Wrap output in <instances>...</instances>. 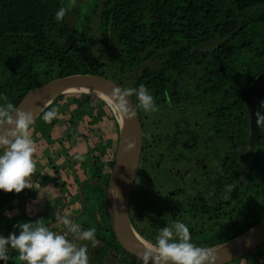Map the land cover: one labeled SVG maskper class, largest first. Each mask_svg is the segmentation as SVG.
<instances>
[{
	"label": "trees",
	"instance_id": "obj_1",
	"mask_svg": "<svg viewBox=\"0 0 264 264\" xmlns=\"http://www.w3.org/2000/svg\"><path fill=\"white\" fill-rule=\"evenodd\" d=\"M84 3L75 9V19ZM61 7L62 0H0V104L16 106L29 90L77 73L106 77L122 89L143 84L159 111L146 113L136 96L130 97L143 132L129 199L136 232L155 244L160 228L179 220L189 227L192 242L207 248L263 220L264 121L258 119V139L250 143L246 94L264 71V0H92L81 28L65 16L55 19ZM91 20L100 31L97 44ZM49 106L59 108V117L45 123ZM49 106L29 128L35 144L42 143L34 159L39 155L51 169L29 179L32 201L42 186L59 185L63 165L71 172L81 162L86 180L107 186L119 135L112 109L88 92L62 94ZM165 123L169 129L155 132ZM157 142L168 143L167 149L160 151ZM80 144L85 152L78 151ZM229 184L234 189L226 192ZM13 192L0 190V210ZM83 193L86 219L77 224L82 231L96 228L95 262L143 264L114 238L103 190L92 183ZM23 194L5 211L18 207V213L5 221V212L0 214V235H18V222L38 221L21 212ZM9 255L7 264H26L15 250ZM227 264H264V243Z\"/></svg>",
	"mask_w": 264,
	"mask_h": 264
},
{
	"label": "clouds",
	"instance_id": "obj_2",
	"mask_svg": "<svg viewBox=\"0 0 264 264\" xmlns=\"http://www.w3.org/2000/svg\"><path fill=\"white\" fill-rule=\"evenodd\" d=\"M66 11L61 7L55 19L62 21ZM133 95L144 112L159 111L154 96L143 84L138 88H116L111 98L103 99L118 120L121 117L133 119L136 116L135 106L130 100ZM58 117L59 108L49 106L42 119L51 123ZM258 119L264 121V114H260ZM33 122L32 112L20 110L11 102L0 104V190L19 193L31 188L29 179L37 172L34 159L37 148L29 132ZM233 189L234 185H226V192ZM58 219L79 240L90 241L93 247L99 245L95 227L82 231L81 225L74 223L67 214ZM14 227L20 230L18 235L16 232L7 237L0 235V260L5 264L10 259V250L18 252L19 260L26 264H89L88 246H78L67 238V232L60 234L50 230L39 220L35 223L18 222ZM217 260L212 249L192 242L189 227L179 220L160 228L155 244H148L143 255V264H216Z\"/></svg>",
	"mask_w": 264,
	"mask_h": 264
},
{
	"label": "water",
	"instance_id": "obj_3",
	"mask_svg": "<svg viewBox=\"0 0 264 264\" xmlns=\"http://www.w3.org/2000/svg\"><path fill=\"white\" fill-rule=\"evenodd\" d=\"M116 88L122 89L117 83L103 76L88 73L71 74L53 79L29 90L21 98L16 107L26 112H32L35 122L43 110L62 94L88 92L103 99L100 94L111 98V94ZM263 90L264 71L256 77L246 94L250 130L248 140L250 143H254L258 139L259 104ZM118 122V143L114 165L110 172L107 186L98 182H84L80 184L78 189L81 196V209L78 214L69 216L72 220H76L82 215L86 207L82 188L90 183L97 184L104 193L106 214L114 238L124 251L143 262V255L146 251V245L143 241L146 240L136 232L129 217V199L137 178V169L142 150V127L137 112L135 118L127 119L126 117H121ZM16 195L17 193L14 191L4 208L0 210V214L7 210ZM26 197L27 192L22 201V210L25 215H27L25 210ZM62 199L63 203L57 208V217L65 215L62 213V210L66 205V200ZM56 202L57 198L53 200V205L49 210L35 214L31 218L47 215L55 208ZM263 243L264 219L254 224L242 234L226 242L207 248L212 249L217 254L218 260L216 264H227L246 255Z\"/></svg>",
	"mask_w": 264,
	"mask_h": 264
},
{
	"label": "rangeland",
	"instance_id": "obj_4",
	"mask_svg": "<svg viewBox=\"0 0 264 264\" xmlns=\"http://www.w3.org/2000/svg\"><path fill=\"white\" fill-rule=\"evenodd\" d=\"M63 1V3H64V8H66L67 9V11H66V14H65V18H66V22H68V24H70V25H72V24H76L79 28H81V27H85L87 24H86V20H85V16L88 14V12L90 13V6H91V4H92V0H62ZM83 2H85L87 5H85L83 8H82V10H81V13H80V19H75L74 18V11H75V9L77 8V7H79L80 6V3H83ZM84 3V4H85ZM95 23V24H94ZM94 23H93V20H91V22H90V24H89V26H90V28L92 29L91 30V35H93L94 37V44H97V37H99V35H100V31H99V29H98V24H97V21H94ZM86 99H88V98H86ZM194 119H195V117H194ZM108 128H110V126H107ZM169 128V126H168V124H164V129L165 130H167ZM152 130V129H151ZM157 131H163L162 129H157L155 132H157ZM29 132L31 133V130L29 129ZM154 132V130L151 132L150 130L149 131H147V134H150V133H153ZM93 136H96L95 134L94 135H92V137ZM94 138V137H93ZM149 141H152V139H150ZM153 141H155L154 139H153ZM152 141V142H153ZM157 145H159V147H160V151H163L164 149H166L167 148V146H168V143H164L163 144V142L162 143H159V142H157ZM36 148H37V151H36V153H38L41 149H42V143H38V144H36ZM78 151L80 152V153H82V152H85L86 151V146L84 145V144H80L79 146H78ZM152 152V151H151ZM150 155V154H149ZM152 155V154H151ZM35 160H36V162H37V172H44V173H46V174H50L51 173V169L50 168H48V166L44 163V162H42L41 161V157L38 155V157H35ZM66 172L67 171V166H65V165H63V167L60 169L59 168V174H61L62 172ZM36 172V173H37ZM68 174V173H67ZM66 177V176H65ZM65 179V178H64ZM57 180V183L59 184V185H57V187L58 186H60L61 187V190L62 191H65V192H67L68 193V199L71 201L72 200V202L73 203H75L76 205H79V200L77 199V198H74V196L75 197H78V195H77V193H75V189L73 190H71L70 191V189H69V186H68V183H66V182H63V181H65V180H62V178H61V176H60V178L59 179H56ZM52 181V180H51ZM54 183V182H53ZM64 184V185H63ZM46 188H52V189H54V188H57L56 186H54V185H52V184H50L49 183V185H44ZM43 187V186H42ZM59 190H60V188H58ZM57 190V189H56ZM70 191V192H69ZM41 192V193H40ZM37 193H38V195H37V197H36V200L34 201H32V203L34 204V205H37L38 204V202H39V208H42V206L40 205L41 204V202L40 201H45L46 199L47 200H50V199H52L53 198V192L52 191H50L49 189H45V188H41L40 190H38L37 191ZM43 194V195H42ZM17 202V203H16ZM16 204H18V200H17V198H16V200L14 201V205H16ZM243 204H245V203H243ZM20 205V204H19ZM21 207V206H20ZM43 211V210H42ZM72 211V210H71ZM13 212H15V210L13 209L12 211H10V212H5L4 213V217H6V218H3V221H5L6 219H7V217L8 216H11V215H13ZM73 212V211H72ZM8 215V216H7ZM56 215H55V212L54 213H51L50 214V218H53V217H55ZM46 219H47V216H42V217H39L38 218V220L39 221H42L43 223L46 221ZM86 218H84V216L82 217H79L78 219H76L75 221H76V223H78V222H80V221H83V220H85ZM169 219H171L172 221H174V218L173 217H171V216H169ZM203 221H205V220H203V219H201L200 220V222H203ZM173 223V222H172ZM70 236H71V240L72 241H74L75 243H77V245L79 246V245H87L88 246V255H89V264H97L96 262H95V258H93V255H92V251H91V249L94 251V249H95V247H93L91 244H90V242L89 241H82V240H79L77 237H76V235L75 234H73V233H70ZM194 240H198V237L197 238H194ZM112 263V261H110V264Z\"/></svg>",
	"mask_w": 264,
	"mask_h": 264
},
{
	"label": "flooded vegetation",
	"instance_id": "obj_5",
	"mask_svg": "<svg viewBox=\"0 0 264 264\" xmlns=\"http://www.w3.org/2000/svg\"><path fill=\"white\" fill-rule=\"evenodd\" d=\"M169 126V125H168ZM142 127V126H141ZM170 128V127H169ZM168 128V129H169ZM162 132H164V131H166L165 129H164V126H163V128H162ZM143 133V132H142ZM167 149V148H166ZM166 149H164L163 151H165ZM86 168H85V166L81 163V162H79L75 167H74V170H73V168L71 169V172H69V170H68V168H67V171L66 172H62L61 173V178H62V180H65V181H63V182H66V183H68V186H69V189H70V191L73 189H75V193H76V190H77V194L79 195V198H80V201H79V205H76L75 203H73L72 202V200L70 201L69 199H68V193L67 192H65V191H62L61 190V187L60 186H58L57 188H54V189H57L58 190V192L57 193H55L54 194V196H53V198L48 202V203H46L47 201H40L41 202V206H42V208H39L40 206H39V202H38V204L37 205H34L33 203H32V199H33V197L29 194L30 192H29V190H28V188H25L23 191H24V194H23V197H22V199H21V212L23 213V210H22V201H23V198H24V196H25V194H26V192H27V197H26V201H25V210H26V214L27 215H25V217L27 218V219H29V220H34L35 218H31V216H34L35 214H40V213H42V212H44V211H47V210H49L51 207H52V205H53V200L55 199V198H57V202H56V206H55V208H53V210L51 211V212H49L47 215H40V216H47V219H46V221L44 222V223H47L48 221H50V220H52L53 218H50L49 216H50V214L51 213H54L55 212V217H56V219L58 218L57 217V208L63 203V199L62 198H64L65 200H66V205L63 207V210H62V213L63 214H67V215H73V214H78L79 213V211H80V209H81V196H80V194H79V189H78V187H79V185L80 184H82V183H84V182H97V181H95V180H86V173H85V170ZM68 173V174H67ZM66 176V177H65ZM65 178V179H64ZM137 179V178H136ZM76 180L77 181H79V183L77 184V186H76ZM55 183H57V181H55ZM51 184H54L53 182H51ZM90 184H92V183H90ZM90 184H88V185H90ZM94 184V183H93ZM48 185H49V183H48ZM95 185H97V184H95ZM86 186V185H85ZM98 186V185H97ZM76 187V188H75ZM43 188H46L45 186H43L42 187V189ZM58 188H60V190L58 189ZM69 191V192H70ZM82 191H83V188H82ZM41 193V192H40ZM18 194V193H17ZM84 194V193H83ZM43 195V194H42ZM17 196V195H16ZM37 197V196H36ZM36 197H35V199H36ZM74 198H77L78 199V197H75L74 196ZM79 200V199H78ZM35 201V200H34ZM43 210V211H42ZM73 212H72V211ZM18 211H19V209H18V207H16L15 208V213H18ZM85 211H86V207H85V210H84V212L82 213V215L81 216H83V214L85 213ZM98 212H96L95 214H97ZM24 214V213H23ZM40 216H38V217H40ZM80 216V217H81ZM38 217H36V218H38ZM78 219V218H77ZM73 221H75V220H73ZM50 222H53V221H50ZM76 222V221H75Z\"/></svg>",
	"mask_w": 264,
	"mask_h": 264
},
{
	"label": "built area",
	"instance_id": "obj_6",
	"mask_svg": "<svg viewBox=\"0 0 264 264\" xmlns=\"http://www.w3.org/2000/svg\"><path fill=\"white\" fill-rule=\"evenodd\" d=\"M73 221V220H72ZM76 223L75 221H73ZM51 230H54L60 234L68 233L67 237L70 236V232H68L67 228L60 222V220L57 218L55 221L51 222V224L48 226Z\"/></svg>",
	"mask_w": 264,
	"mask_h": 264
},
{
	"label": "crops",
	"instance_id": "obj_7",
	"mask_svg": "<svg viewBox=\"0 0 264 264\" xmlns=\"http://www.w3.org/2000/svg\"><path fill=\"white\" fill-rule=\"evenodd\" d=\"M45 189H49L50 191H52L53 192V196H54V194L55 193H57L58 192V190H56V189H52V188H45ZM51 200V199H50ZM50 200H45V201H47L46 203H48ZM15 210V209H14Z\"/></svg>",
	"mask_w": 264,
	"mask_h": 264
},
{
	"label": "bare ground",
	"instance_id": "obj_8",
	"mask_svg": "<svg viewBox=\"0 0 264 264\" xmlns=\"http://www.w3.org/2000/svg\"><path fill=\"white\" fill-rule=\"evenodd\" d=\"M102 97H107L106 95H104V94H100ZM109 98V97H108ZM144 242V244L147 246L149 243H147L146 241H143Z\"/></svg>",
	"mask_w": 264,
	"mask_h": 264
}]
</instances>
